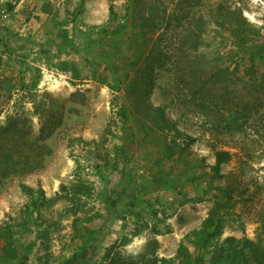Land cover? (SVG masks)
<instances>
[{"label":"rangeland","instance_id":"374dc122","mask_svg":"<svg viewBox=\"0 0 264 264\" xmlns=\"http://www.w3.org/2000/svg\"><path fill=\"white\" fill-rule=\"evenodd\" d=\"M262 73L264 0H0L3 152L44 155L0 174L13 260L222 264L232 236L264 264ZM207 219L220 235L199 250L186 235Z\"/></svg>","mask_w":264,"mask_h":264},{"label":"trees","instance_id":"16d2710c","mask_svg":"<svg viewBox=\"0 0 264 264\" xmlns=\"http://www.w3.org/2000/svg\"><path fill=\"white\" fill-rule=\"evenodd\" d=\"M6 6L8 10H12L14 8V3L9 1L6 3ZM123 29H124V25L119 27V30H123ZM196 74L197 73H194V78ZM216 74L212 72L210 75V79H215ZM196 79L197 78H195V80ZM254 80L256 84L264 85V73H262L260 77H258L257 79L254 78ZM15 129L16 127L15 125H12L11 121L8 122V124L6 125L0 126V174L4 172H5L4 175L6 174V172L7 174L8 172L26 174V172L29 173L32 171H37L38 168L40 167V162L42 164V161H39L40 159H38V157H41L42 160L44 159V155L42 157V155L36 154V152L31 151V150H28V152H21L19 150L20 153H17L19 152L18 149L11 148V149L6 150V153L3 152L5 140L7 141V139L3 140L1 138H7L8 136L11 137L12 135L16 137ZM31 140H32L31 138L29 139L25 138V143L31 144ZM29 147L30 146H28V149ZM230 156H231V153L228 150H217L216 151L217 161H216V164L213 166V168L219 169L221 164L227 161L230 158ZM137 185L140 186V184H137ZM22 187L31 198L28 208L31 211H33L35 208H39L46 199L45 191L43 189L36 190L26 183H22ZM146 197L147 196H143V195L138 196L137 194L132 195V198L134 199V201L131 202L132 206L136 204L141 209L142 208L141 205L139 206L138 204L143 199L149 201V199H147ZM104 200L108 201L109 200L108 196H106ZM117 203L118 201L114 200L109 205L115 207ZM203 225L204 226L202 227V229L196 228L190 231L186 235L187 237L186 239H190L191 241H193L197 245L199 250H201V248H204L205 250L206 249L205 246L212 243L220 235L219 230L215 232L209 229L208 225H211L210 219H207ZM247 241L248 243H250L249 240ZM226 242L228 243V247L223 249L225 251V256H224V261L222 262V264H241L240 262H238V259L242 256L244 252V247L239 246L238 245L239 241L235 237H232V236L227 237ZM184 247L186 246L185 244L182 243L181 248H184ZM151 255H153L154 259L148 264H168V262L171 261L167 257H160L159 255H157L156 251H152ZM14 258H18V252H17L16 245L12 241H10L8 237L4 235L2 236V234H0V264H9V263L29 264V257L27 255L23 257L21 262L14 261L13 260ZM200 259H201V253L199 251L197 255L194 254L193 258H189V259L185 258V263L186 264H200ZM110 264H147V262L140 261L139 263V261H133L132 259L128 260L127 258L122 256L120 252H117L112 255Z\"/></svg>","mask_w":264,"mask_h":264}]
</instances>
